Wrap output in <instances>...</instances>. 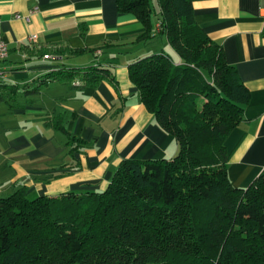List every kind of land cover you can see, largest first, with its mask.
<instances>
[{
	"label": "trees",
	"instance_id": "16d2710c",
	"mask_svg": "<svg viewBox=\"0 0 264 264\" xmlns=\"http://www.w3.org/2000/svg\"><path fill=\"white\" fill-rule=\"evenodd\" d=\"M155 3L116 0L144 25L139 39L165 37L180 59L161 51L128 65L177 153L124 159L99 191L49 197L15 187L0 197V264H264V171L234 186L224 144L242 120L248 90L195 23L191 0ZM62 72L41 81L111 79L98 63ZM53 121L62 128L61 114ZM81 142L69 136L70 147Z\"/></svg>",
	"mask_w": 264,
	"mask_h": 264
},
{
	"label": "crops",
	"instance_id": "0c3cea01",
	"mask_svg": "<svg viewBox=\"0 0 264 264\" xmlns=\"http://www.w3.org/2000/svg\"><path fill=\"white\" fill-rule=\"evenodd\" d=\"M191 4L195 23L221 46L249 93L242 120L224 141L230 181L246 187L264 171V0ZM0 30L8 48L0 61V197L17 186L49 197L99 191L124 159L175 156L177 141L128 74L136 59L173 50L162 36L139 39L144 25L116 0H0ZM173 59L180 61L175 53ZM97 63L111 79L94 86L41 81ZM58 114L62 128L53 121ZM70 135L82 142L70 147Z\"/></svg>",
	"mask_w": 264,
	"mask_h": 264
},
{
	"label": "built area",
	"instance_id": "2783aa9c",
	"mask_svg": "<svg viewBox=\"0 0 264 264\" xmlns=\"http://www.w3.org/2000/svg\"><path fill=\"white\" fill-rule=\"evenodd\" d=\"M17 18L20 17V15H15ZM34 38V37H33ZM31 38V39H33ZM8 56V48L7 45L3 39L2 32L0 30V61L6 59ZM45 57H49L48 54L44 55ZM0 77H3V70L0 68Z\"/></svg>",
	"mask_w": 264,
	"mask_h": 264
},
{
	"label": "rangeland",
	"instance_id": "374dc122",
	"mask_svg": "<svg viewBox=\"0 0 264 264\" xmlns=\"http://www.w3.org/2000/svg\"><path fill=\"white\" fill-rule=\"evenodd\" d=\"M152 1L154 2V4H156V3H155V2H156V0H152ZM33 37L35 38V36H34V35H32V36H30V37H29L31 41H33V40H34V38H33ZM31 38H33V39H31ZM157 41L159 42V40H157ZM166 51H167V50H166ZM170 52H171V51H170ZM167 53H168V52H167ZM171 54H172V55H174V52H172ZM49 56H50V55H49ZM0 107H5V104H4V103H1V104H0Z\"/></svg>",
	"mask_w": 264,
	"mask_h": 264
}]
</instances>
